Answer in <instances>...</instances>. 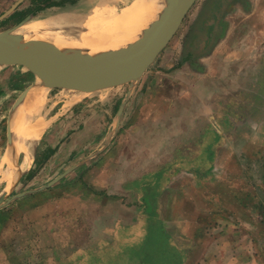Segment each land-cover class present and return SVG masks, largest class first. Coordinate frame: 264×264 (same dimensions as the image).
Wrapping results in <instances>:
<instances>
[{
    "label": "crops",
    "instance_id": "0c3cea01",
    "mask_svg": "<svg viewBox=\"0 0 264 264\" xmlns=\"http://www.w3.org/2000/svg\"><path fill=\"white\" fill-rule=\"evenodd\" d=\"M208 1L111 114L91 110L68 136L51 124L27 147L25 175L65 155L43 194L74 199L58 224L86 242L82 259L130 242L157 256L138 264H264V42L236 38L245 0Z\"/></svg>",
    "mask_w": 264,
    "mask_h": 264
},
{
    "label": "rangeland",
    "instance_id": "374dc122",
    "mask_svg": "<svg viewBox=\"0 0 264 264\" xmlns=\"http://www.w3.org/2000/svg\"><path fill=\"white\" fill-rule=\"evenodd\" d=\"M16 1L18 0H0V16L8 11ZM103 1L123 7L131 0H24L17 9L0 21V32L14 27L27 16H31L29 21H33L54 16L66 9H79L89 14L92 8ZM46 2L54 5L38 9ZM219 2L221 1L212 2L213 8H216ZM231 2L230 0H223L220 13L234 8ZM237 6L236 12L238 13L229 17L233 21L235 17L237 25L242 20V27L238 28L240 36H236V38H245L244 41L249 42L251 40L264 42V34H260L261 30H264V0H245V3H237ZM207 7L206 0L195 2L180 28L166 46L168 47L167 50L162 51V55L168 54L169 48L173 45L176 46V43L181 41L184 31L190 29L192 18L196 15L198 18L199 13L202 12L200 9ZM17 11H24V13L12 16ZM253 22L259 26H254ZM246 49L249 50L250 48H245L244 52ZM153 65H156V61ZM36 81V77L24 67L10 66L0 69V198L3 200L0 205V264H138L148 259L154 258L156 260L157 256L153 251L131 247L129 246L130 242L128 245L125 244V247H120L123 250L110 249L111 255L99 258L97 262L94 258L93 261L95 262L93 263L92 257H83L82 259L80 248L86 247V242L82 245L79 243L76 245L77 243L73 239L61 237L66 231L65 227H60L61 224H58L59 218L65 217V212H68L69 209L74 210V199L65 197L64 194L61 196L58 192L43 194L44 190L57 184L55 179L64 171L60 169L59 163L64 160L65 155L57 159L49 168H43L42 165L33 166L34 168L27 175L18 170L20 159L23 156L22 152L16 156L13 155L12 158L9 157L10 161L7 159V153L10 149L9 139L11 133L13 134V124L16 123L21 112L17 114L20 110L19 107L25 102L30 101L32 103L36 97L42 94L43 104L39 115L28 116L26 114V117L29 121H34L38 117L48 121L46 129L40 135L41 137L25 141V150H27V147H34L37 140H42L51 124L57 126V130L59 128L62 130V136H68L77 128L78 122L92 112L91 110L103 113L105 116L106 110H108L111 114V106L114 109L118 108L127 86L121 85L83 93L71 89L39 88V82L36 84ZM29 87L31 89L28 96L16 110L12 111L18 97ZM261 87L263 88V86ZM75 113L78 114L75 115ZM15 115L16 117H14ZM40 153V161L49 155L46 148ZM62 168L64 169V166ZM9 169H12L14 173L13 179L10 181L3 179V173L8 172ZM88 183L96 184V177L89 176ZM149 196L150 194L147 192L146 199ZM87 230L90 231V226ZM124 242L128 243V240L123 237L120 245ZM121 255L126 256L122 257ZM138 255L142 256L138 257Z\"/></svg>",
    "mask_w": 264,
    "mask_h": 264
},
{
    "label": "water",
    "instance_id": "95a60500",
    "mask_svg": "<svg viewBox=\"0 0 264 264\" xmlns=\"http://www.w3.org/2000/svg\"><path fill=\"white\" fill-rule=\"evenodd\" d=\"M23 1H16L0 16V21ZM196 1L169 0L156 23L132 43L94 52L34 40H8L9 34L30 20L31 16H27L14 27L0 32V69L24 67L36 77L39 88H62L88 93L127 83L133 85L166 48ZM30 89L21 93L12 111L20 106ZM12 140L11 133L10 147ZM2 202L0 198V205Z\"/></svg>",
    "mask_w": 264,
    "mask_h": 264
},
{
    "label": "bare ground",
    "instance_id": "6f19581e",
    "mask_svg": "<svg viewBox=\"0 0 264 264\" xmlns=\"http://www.w3.org/2000/svg\"><path fill=\"white\" fill-rule=\"evenodd\" d=\"M168 1L131 0L123 7L103 1L92 8L89 14L79 9H66L48 18L29 21L7 37L8 40H34L83 52L111 50L132 43L154 25ZM42 104V94L32 103L25 102L19 107L17 114L21 112L13 124V140L7 159L22 152L24 156L18 167L21 172L27 169L30 159L25 150V141L38 138L48 125L47 119L38 117L29 121L26 114L39 115ZM13 175V170L9 169L3 173V179L10 181Z\"/></svg>",
    "mask_w": 264,
    "mask_h": 264
},
{
    "label": "trees",
    "instance_id": "16d2710c",
    "mask_svg": "<svg viewBox=\"0 0 264 264\" xmlns=\"http://www.w3.org/2000/svg\"><path fill=\"white\" fill-rule=\"evenodd\" d=\"M54 4L53 3H50V2H46V3H44V5L41 7V8H38V9H42V8H44V7H51V6H53ZM28 10H30V9H28ZM18 13H24V11H17V12H15L12 16H15V15H17ZM29 174V173H28ZM259 208L262 210L263 209V207H261V206H259Z\"/></svg>",
    "mask_w": 264,
    "mask_h": 264
}]
</instances>
